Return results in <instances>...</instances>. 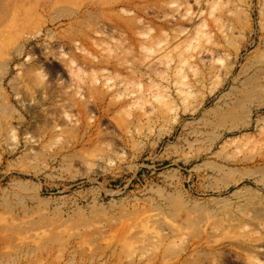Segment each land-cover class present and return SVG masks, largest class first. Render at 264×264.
I'll return each instance as SVG.
<instances>
[{"label":"rangeland","instance_id":"obj_1","mask_svg":"<svg viewBox=\"0 0 264 264\" xmlns=\"http://www.w3.org/2000/svg\"><path fill=\"white\" fill-rule=\"evenodd\" d=\"M0 264H264V0H0Z\"/></svg>","mask_w":264,"mask_h":264},{"label":"bare ground","instance_id":"obj_2","mask_svg":"<svg viewBox=\"0 0 264 264\" xmlns=\"http://www.w3.org/2000/svg\"><path fill=\"white\" fill-rule=\"evenodd\" d=\"M178 26H180V24H179ZM184 29H185V28H182V27H181V29H178L177 32H178V33L183 32ZM163 30H164V29H162V32H164ZM174 31H175V29H174ZM165 33H166V32H165ZM117 61H118V59H117ZM156 70H157V69H156ZM142 72H144V71H142ZM144 73H145V72H144ZM138 74H139V73H138ZM144 75H145V74H144ZM187 93H188V92H187Z\"/></svg>","mask_w":264,"mask_h":264}]
</instances>
